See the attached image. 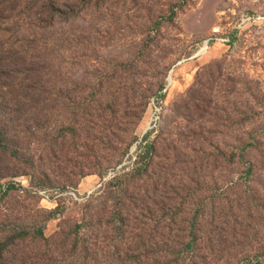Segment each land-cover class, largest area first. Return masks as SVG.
<instances>
[{
    "label": "rangeland",
    "instance_id": "rangeland-1",
    "mask_svg": "<svg viewBox=\"0 0 264 264\" xmlns=\"http://www.w3.org/2000/svg\"><path fill=\"white\" fill-rule=\"evenodd\" d=\"M59 1L0 149V224L45 239L6 264H264V0Z\"/></svg>",
    "mask_w": 264,
    "mask_h": 264
},
{
    "label": "trees",
    "instance_id": "trees-1",
    "mask_svg": "<svg viewBox=\"0 0 264 264\" xmlns=\"http://www.w3.org/2000/svg\"><path fill=\"white\" fill-rule=\"evenodd\" d=\"M69 19L66 4L59 0H0V149L4 153H21L14 121L17 102L24 97L22 92L34 93L45 88L51 70L60 60L52 34L57 24ZM53 216L50 214L47 221ZM86 225L87 222L76 226L75 232ZM29 233L27 226L12 229L0 224V264H6L4 256L27 238L45 239L43 228ZM193 241L181 240L178 255L190 249Z\"/></svg>",
    "mask_w": 264,
    "mask_h": 264
}]
</instances>
